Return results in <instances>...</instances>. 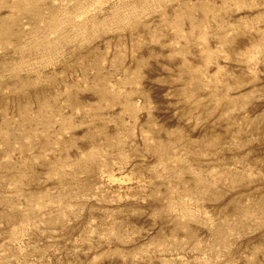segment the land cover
<instances>
[{
    "label": "rangeland",
    "instance_id": "1",
    "mask_svg": "<svg viewBox=\"0 0 264 264\" xmlns=\"http://www.w3.org/2000/svg\"><path fill=\"white\" fill-rule=\"evenodd\" d=\"M0 264H264V0H0Z\"/></svg>",
    "mask_w": 264,
    "mask_h": 264
}]
</instances>
